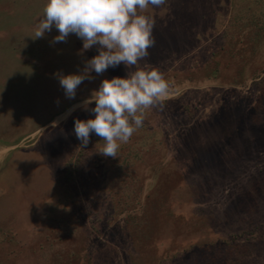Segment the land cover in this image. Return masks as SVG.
Returning a JSON list of instances; mask_svg holds the SVG:
<instances>
[{
	"label": "rangeland",
	"instance_id": "1",
	"mask_svg": "<svg viewBox=\"0 0 264 264\" xmlns=\"http://www.w3.org/2000/svg\"><path fill=\"white\" fill-rule=\"evenodd\" d=\"M46 3L0 0V142L12 144L0 143V169L8 163L0 174V264H264V193L225 216L233 199L264 177V0H168L145 10L156 21L155 46L137 67L159 69L170 93L145 111L117 158L91 142L85 163L96 169L92 178L114 181L103 204L90 201L97 187L91 178L86 193L76 185L64 197V170L66 162L73 170L81 149L75 119L95 118L84 101L102 80L124 78L128 69L92 72L95 79L67 99L55 74H79L98 51H84L74 34L51 43L55 27L33 40ZM185 108L188 116L180 117ZM73 111L79 115L70 118ZM192 155L202 167L169 188L152 238L122 239L131 225L123 221L140 214L144 188L165 183L168 169ZM94 209L114 217L103 226L104 212ZM88 213L105 237L89 230ZM192 215L204 218V228H183ZM211 217L220 223L210 229Z\"/></svg>",
	"mask_w": 264,
	"mask_h": 264
},
{
	"label": "clouds",
	"instance_id": "2",
	"mask_svg": "<svg viewBox=\"0 0 264 264\" xmlns=\"http://www.w3.org/2000/svg\"><path fill=\"white\" fill-rule=\"evenodd\" d=\"M168 0H47L43 15L34 26V39L44 38L55 27L59 35L51 43L67 42L70 34L83 41V50L97 47L98 55L84 62L79 74L56 73L67 99H75L77 89L91 75H103L123 64L126 77L102 80L98 90L84 101L83 108L94 119H75L74 134L86 147L94 133L101 138L99 152L117 158L121 144L128 143L143 126L146 110L155 108L169 95L170 83L164 73L151 65L137 67L155 46V19L145 14L149 7L160 8ZM59 104V100L56 101ZM95 104L94 108L88 106ZM74 110V109H72ZM71 112V110H70ZM69 112V114H70Z\"/></svg>",
	"mask_w": 264,
	"mask_h": 264
},
{
	"label": "trees",
	"instance_id": "3",
	"mask_svg": "<svg viewBox=\"0 0 264 264\" xmlns=\"http://www.w3.org/2000/svg\"><path fill=\"white\" fill-rule=\"evenodd\" d=\"M255 32L257 33L258 31L255 30ZM89 85H90V83H88L86 87L87 88L90 87ZM92 85L94 86V84H92ZM260 97H261V99H262V97L264 99V93L261 92ZM75 102H77V101H75ZM75 102H72L70 105H72ZM68 107H66L65 109H67ZM74 114L79 115L78 112L73 111L69 117L72 118V116H74ZM178 114L180 117H182V116L187 117L188 116L187 115L188 110L186 108H185V111H184V109H180V112ZM81 118H82V116L80 117V119ZM48 129H49V127L44 129V132H46V130H48ZM91 142L94 144H98L100 146H103V141H101V138L96 136L95 134H93V136L90 138L89 144L86 147H84L82 145L80 146L81 149L78 151L77 162L75 164H73V170H71V168H70L71 163L66 162V166H65V170H64L65 182L63 185V187H64L63 195H64V197L67 198L71 189L74 188V186H76V185L79 186L81 193H86L85 189L87 188L86 187L87 183H85V182L91 178V183L96 185L97 187L95 189L96 190L95 192L93 191L92 193H90V197L93 198L90 201L93 203V201L98 200L99 203L103 204L104 203V197L108 195L107 190L109 189L108 188L109 184L112 183L113 180L111 179L112 180L111 182L108 180V183H106L105 181L103 182L101 179L99 180L98 176H97V178H94V177L92 178V176H94V173L96 172V169L93 166L87 165L85 163L86 160L90 159V157H91L90 152L87 151V149H90ZM0 143L3 145H6V146L12 145L11 143H9L7 141H2ZM197 158L198 157H196L194 155H192L191 157H186V156L180 157L177 160V162L175 163V165L173 166V169H168L170 171V173L164 174V177H162V179L165 180L164 181L165 183L160 182L158 184V186H156V185L152 186V184H149V187L144 188L146 190L148 189L149 191H146L147 193H145V195H144V202L142 204H140L141 207L138 210V212H140V214H139V216H134V215L133 216H127L126 219L123 221V223H124L123 228L126 227L127 223H130L131 225L128 226L129 230L127 229V230L123 231V234L121 236L122 239H127L130 241L135 239V240L139 241V240H144V239L150 240L152 238V236L155 234V231L157 228L156 214L161 211V209H160L161 202H163L164 197H165V199L169 196L172 197V195H173V192H171L172 188L170 189L171 191L169 190V188L171 186H173V185L178 186L179 184L181 185L182 181H184L187 177L195 174L197 172V170L200 171L198 169V167L201 168L202 165H200V163L197 164V162H196ZM3 165L4 166L0 169L1 170L0 174H3V172H5L6 168L8 167V163L6 164V161H5ZM79 168H81L80 172L78 171ZM169 178H171V180H169ZM92 179H93V181H92ZM181 179H182V181H181ZM254 181H256V182L252 183L250 186H248L246 191L241 193L242 196L239 195L237 198L233 199V201L231 202L229 207L225 210L226 218L232 217L230 215H231V213L233 214L234 213L233 211L237 209L236 204L240 205L243 203V206H246V204L248 205V202H249V205H252V202L253 201L257 202L259 197L264 193V177L261 179L260 178L254 179ZM112 184H114V183H112ZM162 186H164V187H162ZM243 197L247 199V202H245V201L241 202L240 201V199ZM189 198L191 201H193V198H195V197L192 195H189ZM248 199H249V201H248ZM109 210H112V209H109ZM101 211L104 212V213H102L103 218H100L99 220L101 222H103V226H106L108 224L107 222L114 217L113 216L114 214L112 212H111L112 215L105 213V211H103L101 209L100 210L94 209V211H92V212L94 215H97ZM65 213H63V214L65 215ZM117 213L119 214L120 212L117 211ZM88 215H90V217H88V221H87V223L89 225V227H88L89 230L92 229L93 233H96V234L101 235L102 237H105V233L102 231V229L97 228L95 226V220L93 218L94 216L92 217L91 213H88ZM115 216H117V215H115ZM179 217H180V215H179ZM191 217L192 218L190 220V223L188 222L187 225L182 224L184 229H188V230L193 229L195 231L196 229L200 230V229H202V227L204 228V226L201 223L204 218H202V217L200 218V215H194V216L192 215ZM180 218H183V217H180ZM211 219L213 221L212 220L210 221V223H211L210 224L211 226H209L210 229H211V227L217 226L216 224L220 223L219 220L215 217H214V219H213V217H211ZM225 221H226V223H228V220H225ZM83 225H85V223ZM100 227H102V226H100ZM207 246H209V248H210L213 246V244L211 243ZM88 262H90V260H88Z\"/></svg>",
	"mask_w": 264,
	"mask_h": 264
}]
</instances>
